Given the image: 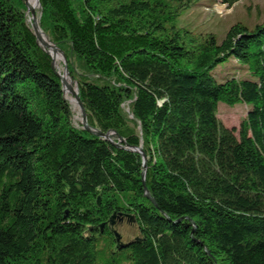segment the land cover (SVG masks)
Segmentation results:
<instances>
[{"label":"trees","instance_id":"trees-1","mask_svg":"<svg viewBox=\"0 0 264 264\" xmlns=\"http://www.w3.org/2000/svg\"><path fill=\"white\" fill-rule=\"evenodd\" d=\"M39 1L89 123L143 147L157 206L141 153L75 125L25 0H0V264H264V16L220 40L176 25L187 0ZM229 59L246 74L219 82ZM220 102L248 106L238 128ZM125 221L139 235L118 241Z\"/></svg>","mask_w":264,"mask_h":264},{"label":"rangeland","instance_id":"rangeland-1","mask_svg":"<svg viewBox=\"0 0 264 264\" xmlns=\"http://www.w3.org/2000/svg\"><path fill=\"white\" fill-rule=\"evenodd\" d=\"M188 2V6L177 17L176 25L178 27L187 28L194 33H214L220 40L226 37L229 29L233 24L241 22L249 26H253L264 16V0H240L233 6H229L222 0H187V3ZM39 9L40 8L37 7L35 10L37 12V16ZM27 13L29 22L32 23V14L29 12L28 8ZM64 54L69 69V59L65 52ZM56 56L59 57L58 62L56 60ZM56 56L55 69L63 74L65 69L64 60L60 55L57 54ZM235 73H237V75L239 76H244L246 74V70L242 68L240 69L238 67V62L235 59H229L228 61L217 66L214 70V76L219 82L223 81L224 78L228 76H232ZM71 80L73 81V84H76L75 82L78 83V81L74 79L70 73V81ZM248 109V106L242 102L236 104H227L225 102H220L218 106V117L224 125L228 127L238 128L241 122L246 118ZM124 111L127 114L128 118H133V115L131 114L130 104L128 102L124 104ZM78 114L80 119L76 120L74 116L76 126L81 123L80 112H78ZM111 138L113 141H118L116 135H112ZM115 228L119 232L123 240L126 241L132 239L134 235L136 236L138 234V227L133 221L118 223L116 224Z\"/></svg>","mask_w":264,"mask_h":264},{"label":"water","instance_id":"water-1","mask_svg":"<svg viewBox=\"0 0 264 264\" xmlns=\"http://www.w3.org/2000/svg\"><path fill=\"white\" fill-rule=\"evenodd\" d=\"M38 2L40 4L39 0H38ZM25 3L27 5V7H28V10H30L31 14H32V23H31V25H32V28H33V31H34L35 35L37 36V40H38L39 44L44 49H46L47 52L52 56V66L54 68H55V56L57 55L58 52H61V54H62V59L64 60V63H65V69H64L63 74H61L58 71H56V73H57V75L59 76V78L62 81L63 90H64L65 94H67V92H69L73 96V99L76 100L78 102V104H79V112H80V115H81V127H82V129H84L87 132H89L91 134H94V135H96V136H98L100 138L109 140L111 142H114L112 140L111 136L112 135H116L117 138H118V141L114 142V144L116 146L123 147V148L129 149L131 151H137V152L141 153V155L143 157V165H144V170H143L142 177H143V185H144V189H145V195L157 206L156 201L154 200L153 196L151 195V193H150V191L147 188V185L145 183L148 158H147V155H146L143 147L141 145L140 146H133V145L127 144L125 139L115 130H110V131L104 132L101 129H99V128L95 127V126H92L89 123V119H88V114H87L86 108H85V106H84V104H83V102H82V100L80 98V95H79L78 83L75 82L76 84H73L72 80H71V82H69L66 79V75H68L70 77V72H69V69H68V66H67V61H66V57H65L64 52L55 43H53L49 39L48 36H47L48 39H45V37H43L42 34H45V33L43 32V30L41 29V27L39 25V19H38V16H37V12L35 11V9L33 7L30 6V4L28 3L27 0H25ZM115 234L117 236V240L120 241L121 236L119 235V233L117 231H115ZM207 253H209V251H207Z\"/></svg>","mask_w":264,"mask_h":264},{"label":"bare ground","instance_id":"bare-ground-1","mask_svg":"<svg viewBox=\"0 0 264 264\" xmlns=\"http://www.w3.org/2000/svg\"><path fill=\"white\" fill-rule=\"evenodd\" d=\"M28 3H29L30 6L33 7L35 10H36L37 7L40 8V4H39L38 0H28ZM27 8H28V7H27ZM29 12L31 13L30 10H29ZM38 19H39V18H38ZM42 35H43V37H45V39H48L47 35H45V34H42ZM57 54L60 55V56L62 57L61 52H58ZM56 60H57V62L59 61V57H58V56H56ZM66 79H67L69 82H71V81H70V77H69L68 75H66ZM67 97L71 100V104L73 105V108L75 109L74 111L76 112V114H75V118H76V120L80 119L79 114H78V112H79V111H78V108H79V104H78V102H77L76 100L73 99V96L70 95L69 92H67Z\"/></svg>","mask_w":264,"mask_h":264},{"label":"flooded vegetation","instance_id":"flooded-vegetation-1","mask_svg":"<svg viewBox=\"0 0 264 264\" xmlns=\"http://www.w3.org/2000/svg\"><path fill=\"white\" fill-rule=\"evenodd\" d=\"M113 226L115 227L116 225L114 224Z\"/></svg>","mask_w":264,"mask_h":264}]
</instances>
